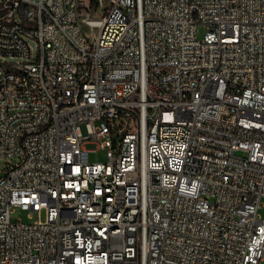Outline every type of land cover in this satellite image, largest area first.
I'll list each match as a JSON object with an SVG mask.
<instances>
[{
  "label": "built area",
  "instance_id": "2783aa9c",
  "mask_svg": "<svg viewBox=\"0 0 264 264\" xmlns=\"http://www.w3.org/2000/svg\"><path fill=\"white\" fill-rule=\"evenodd\" d=\"M0 57V264L264 259V0H2Z\"/></svg>",
  "mask_w": 264,
  "mask_h": 264
},
{
  "label": "rangeland",
  "instance_id": "374dc122",
  "mask_svg": "<svg viewBox=\"0 0 264 264\" xmlns=\"http://www.w3.org/2000/svg\"><path fill=\"white\" fill-rule=\"evenodd\" d=\"M1 1L2 0H0V2ZM82 30L87 35H90L92 33L88 27L82 26ZM205 31H206L205 26L199 25L197 27V38L199 39L203 38ZM93 32L96 33L97 30H94ZM28 44L31 47L33 54H35L36 53V46H35L36 42L34 40H29ZM11 61L15 62L16 59H13ZM101 124H102L101 122H97L96 126H100ZM81 131L83 134H86V131L83 125L81 126ZM84 148L91 151V153L89 154V161L91 163L105 161V152L98 148V143L96 142L86 143L84 145ZM5 163H6L5 160H0V177L3 176V171L5 170ZM261 204L264 205V198L261 200ZM10 216H11V221L21 219V221L25 224H32L38 219L35 213L20 211L18 209L13 211ZM259 264H264V259L260 261Z\"/></svg>",
  "mask_w": 264,
  "mask_h": 264
},
{
  "label": "bare ground",
  "instance_id": "6f19581e",
  "mask_svg": "<svg viewBox=\"0 0 264 264\" xmlns=\"http://www.w3.org/2000/svg\"><path fill=\"white\" fill-rule=\"evenodd\" d=\"M83 18H76V29H82ZM45 68H53V61H45ZM24 74V67L8 66L0 57V75Z\"/></svg>",
  "mask_w": 264,
  "mask_h": 264
}]
</instances>
